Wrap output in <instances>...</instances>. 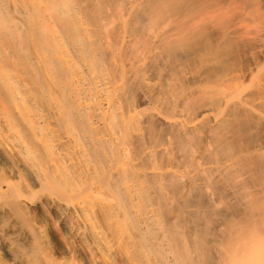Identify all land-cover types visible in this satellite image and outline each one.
Segmentation results:
<instances>
[{"label":"bare ground","instance_id":"obj_1","mask_svg":"<svg viewBox=\"0 0 264 264\" xmlns=\"http://www.w3.org/2000/svg\"><path fill=\"white\" fill-rule=\"evenodd\" d=\"M257 12L0 0V264L242 258L264 233Z\"/></svg>","mask_w":264,"mask_h":264},{"label":"clouds","instance_id":"obj_2","mask_svg":"<svg viewBox=\"0 0 264 264\" xmlns=\"http://www.w3.org/2000/svg\"><path fill=\"white\" fill-rule=\"evenodd\" d=\"M252 245L240 259L229 257L226 264H264V233L253 231Z\"/></svg>","mask_w":264,"mask_h":264},{"label":"rangeland","instance_id":"obj_3","mask_svg":"<svg viewBox=\"0 0 264 264\" xmlns=\"http://www.w3.org/2000/svg\"><path fill=\"white\" fill-rule=\"evenodd\" d=\"M235 2L239 3V4H247V6L249 7V9L251 11H254V9L256 10V8L258 9V14L261 16L262 18V24H263V28H264V0H234ZM255 27V26H254Z\"/></svg>","mask_w":264,"mask_h":264}]
</instances>
